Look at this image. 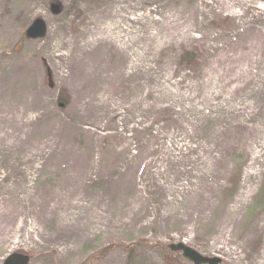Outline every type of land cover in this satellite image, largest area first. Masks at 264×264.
<instances>
[{
  "label": "rangeland",
  "instance_id": "rangeland-1",
  "mask_svg": "<svg viewBox=\"0 0 264 264\" xmlns=\"http://www.w3.org/2000/svg\"><path fill=\"white\" fill-rule=\"evenodd\" d=\"M49 1L0 0V264H264V0Z\"/></svg>",
  "mask_w": 264,
  "mask_h": 264
},
{
  "label": "water",
  "instance_id": "water-1",
  "mask_svg": "<svg viewBox=\"0 0 264 264\" xmlns=\"http://www.w3.org/2000/svg\"><path fill=\"white\" fill-rule=\"evenodd\" d=\"M49 10L53 15L61 12L62 6L59 0H50ZM47 25L43 18L36 16L24 31V37L29 40L43 38L46 34ZM168 249L172 252H180L181 256L192 264H220L221 259L216 256H204L196 250L181 242L169 244ZM29 257L26 254L13 252L9 254L1 264H27Z\"/></svg>",
  "mask_w": 264,
  "mask_h": 264
}]
</instances>
